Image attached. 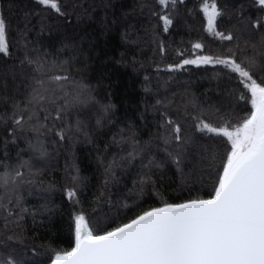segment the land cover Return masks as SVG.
I'll list each match as a JSON object with an SVG mask.
<instances>
[{"label": "trees", "instance_id": "obj_1", "mask_svg": "<svg viewBox=\"0 0 264 264\" xmlns=\"http://www.w3.org/2000/svg\"><path fill=\"white\" fill-rule=\"evenodd\" d=\"M218 3L223 15L217 31L232 34V41L207 32L201 0H177L168 7L158 0H63L67 19L38 0H0L9 42V54L0 55V175L15 178L0 186V264L9 257L50 264V248L74 246V216L80 212L102 232L165 202L213 194L230 145L197 131L192 116L198 113L189 102L195 99L213 123L229 113L236 123L251 105L239 99L245 90L223 66H175L230 48L240 59L254 56L264 64V48L258 46L264 28L251 26L264 19L258 0ZM163 14L173 20L167 32ZM196 42L204 48L193 49ZM55 75L68 80L54 83L49 78ZM37 79L58 95L66 92L70 101L63 119L54 121L57 130L70 126L65 139L49 132L39 138L42 150L34 147L35 132L10 119L13 105L23 107ZM77 95L83 103H71ZM104 105L113 107L104 113ZM166 119L180 125L187 143L165 145ZM134 147L137 152L129 156ZM166 147L182 151L179 170ZM149 160L160 167H145ZM145 174L151 177L147 183ZM73 187L78 203L66 196Z\"/></svg>", "mask_w": 264, "mask_h": 264}, {"label": "snow or ice", "instance_id": "obj_2", "mask_svg": "<svg viewBox=\"0 0 264 264\" xmlns=\"http://www.w3.org/2000/svg\"><path fill=\"white\" fill-rule=\"evenodd\" d=\"M176 2L158 0L163 7L174 6ZM38 3L67 19L63 0H38ZM258 4L264 8V0H258ZM201 11L206 18L208 33L221 40L232 41L235 38L230 33L217 31V19L223 15L218 0H211V3L201 0ZM160 20L167 32L173 20L167 14L161 15ZM251 26L254 29L264 28V19H257ZM258 46L264 48V36H261ZM192 47L202 50L204 45L196 42ZM256 47L253 45V48ZM161 48L163 50V45ZM8 54L7 26L5 19L0 16V55ZM26 60L28 63H37L27 57ZM185 65L223 66L236 74L245 90L239 94V99L251 105L250 111L238 117L236 123H233L231 113L221 116L218 123H213L206 120V113L195 99L189 102L198 113L192 116L197 131L226 138L230 145L213 194L207 199L165 202L162 206L142 211L127 223L102 232L93 227L91 220L80 212L74 216V246L70 250L50 248V264H264V75H259L264 73V64H258L254 56L240 59L237 52L230 48L221 55L185 58L175 68ZM49 79L58 83L67 81L68 77L55 75ZM44 84V80L37 79V86L28 93L23 107L19 103L14 104L10 117L18 128L27 125L37 134V144L34 145L37 150L43 147L39 142L41 136L55 132L63 140L70 130L69 125L57 130L54 122L62 120V113L70 107V101L66 98L68 94L58 95L57 89L47 88ZM58 100H63V104H58ZM83 102L77 95L71 103ZM49 105L55 109L54 116ZM112 107L104 105L102 111L107 113ZM216 111L219 112V109ZM162 126L166 128L163 137L165 145L173 141L178 145L187 143L176 121L166 119ZM168 128L171 130L170 137L167 135ZM165 151L179 170L182 151H168L167 147ZM135 152L137 149L134 147L129 156ZM152 166L160 167V164L149 160L148 165H145ZM111 168L112 164H109L106 171ZM20 175V172L15 173L16 177ZM145 176L143 183L151 179L148 174ZM9 183H15L11 174L0 175V186L7 187ZM77 195L74 187L66 189L69 200L78 203ZM7 239L23 242L22 238L15 235H8ZM2 264H21V261L9 257Z\"/></svg>", "mask_w": 264, "mask_h": 264}]
</instances>
